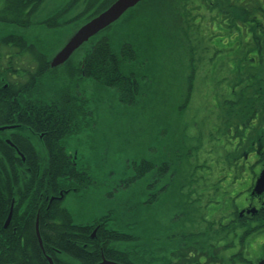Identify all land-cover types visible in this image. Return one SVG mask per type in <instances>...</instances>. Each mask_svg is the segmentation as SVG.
<instances>
[{
	"label": "rangeland",
	"instance_id": "374dc122",
	"mask_svg": "<svg viewBox=\"0 0 264 264\" xmlns=\"http://www.w3.org/2000/svg\"><path fill=\"white\" fill-rule=\"evenodd\" d=\"M5 1L0 0V10ZM261 1L264 7V0ZM157 5L161 9L147 3L136 5L134 8L138 11L132 23L121 30L146 47L133 41V49L137 53L143 51L146 59H139L135 65L144 77L142 96L136 105L124 106L114 90L83 79L79 71L80 63L82 56L91 49L90 42L76 50L71 62L48 72L44 78V83L49 85L46 88H53L56 92L66 89L67 93H72L71 99L77 98V102L85 108V120L76 122L77 133L68 139V151L74 160L92 169L93 179L85 193L80 196L71 194L63 203L77 224L91 223L93 217L105 215L111 210L120 212L126 202L132 204L149 200L150 173L144 180H138L126 189L121 187L135 175L133 164L142 160H148L155 166L162 162L168 164L167 177L162 178L160 184L168 182L170 187L162 193L154 190L159 195L158 199L150 211L146 210V217H150L149 225L155 228L154 224L159 223L154 237L172 232L167 230V225L173 217L178 219L176 232L185 227L187 231H199L203 229L199 223L205 222V209L219 210V216L225 220L224 216L229 215L228 209L234 203L240 207L246 203L249 173L234 176L226 156L220 157L225 153L221 144L223 140H218L222 136L220 131L213 133L212 124L217 118L211 109L209 93L201 97L204 77L197 70L205 62L230 60L233 55L240 56L247 63V59L255 56L250 50L251 44L247 47L242 46L243 41L235 43L237 38H230L232 28L218 30L221 17L208 12L205 3L201 5V10L200 7L192 9L196 10L192 14L194 19L184 15L185 8L175 9V13L171 9L161 12L164 4ZM229 5L228 10L238 16V23L244 21L245 13L250 9L249 0L244 3L232 0ZM85 6L84 0L79 3L73 0H44L35 10L30 27L21 28L0 22V38L8 34L22 35L28 43L43 51L48 61H52L80 27L81 15L89 12ZM252 12L254 14V10ZM121 19L126 20L127 15ZM213 22L215 27L211 28ZM112 32H115L114 29L107 34ZM248 36L250 38L249 32ZM218 40H225L224 45L218 44ZM253 63L248 62V66ZM71 71L75 73L71 74ZM216 72L218 75L208 77L207 84L209 86L215 81V93L223 99L224 95L216 90L223 89L231 75L226 76V70L220 73L219 68ZM189 75L195 79V89L185 105L186 89L189 85L192 89L194 87V79ZM77 94H81L82 98ZM1 135L6 137L10 132ZM239 248L240 242L236 239L234 245L221 252L224 264L261 263L264 232L254 234L245 241L242 250L245 260L233 263L230 255L237 253Z\"/></svg>",
	"mask_w": 264,
	"mask_h": 264
},
{
	"label": "trees",
	"instance_id": "16d2710c",
	"mask_svg": "<svg viewBox=\"0 0 264 264\" xmlns=\"http://www.w3.org/2000/svg\"><path fill=\"white\" fill-rule=\"evenodd\" d=\"M115 1L84 0L89 12L81 15L79 26ZM229 1L231 3L232 0H145L141 3L160 9L157 4H164L161 12L171 9L175 13V9L185 8L184 15L194 19L192 9L200 7L201 10V5L205 3L208 10L224 11L230 8ZM43 2L6 0L0 10V22L30 27L35 10ZM249 2L250 9L244 18L249 22L250 40L259 42L262 37L264 41V35L260 33L264 31L263 3L261 0ZM94 3L97 4L95 7ZM129 11L126 12V20L119 19L89 40L91 49L82 56L79 69L83 79L114 90L120 103L127 107L137 104L142 96L144 81L141 69L135 65L139 59L145 58L143 51L137 53L133 49V41L146 48L134 36L121 32L132 23L138 9L131 8ZM222 17L230 19L232 26L238 24V16L233 13ZM111 29L115 32L107 34ZM0 47L8 54L6 58L3 54L0 57V126L10 127L7 140L0 132V264H51L48 258L54 264H99L104 259L120 264H152L148 256L154 253L147 248L145 241L150 223L146 210L152 209L150 207L158 197L132 204L126 202L120 212L111 210L105 215L93 217L91 223H75L72 213L63 203L71 194L80 196L85 193L93 174L92 169L71 157L68 139L77 133L76 122L85 120V108L81 107L77 98L71 99L72 93H67L66 89L56 92L53 88H46L49 86L44 83L46 74L63 65L50 67L46 54L28 45L21 36L10 34L1 37ZM74 73L71 71V74ZM77 95L82 98L81 94ZM133 165L136 173L127 180L123 189L144 180L151 171H160L159 166L148 160ZM10 213L12 217L6 227ZM151 220L154 224L155 221ZM257 222L261 226L264 220ZM118 224L126 225V229L108 230V227ZM98 225L100 227L93 238V230ZM129 225L132 228H128ZM154 227L159 229V223L156 222ZM254 231L250 227L245 236ZM223 233V229L218 230L216 241L228 239ZM197 239L189 238L186 252L200 254L207 249L204 245L208 238L202 239L205 242L201 246L194 243ZM233 244L231 241L223 247L217 246L211 251L209 261L224 264L221 252ZM231 260L235 263L245 259L240 251ZM195 261L198 262L196 258Z\"/></svg>",
	"mask_w": 264,
	"mask_h": 264
},
{
	"label": "flooded vegetation",
	"instance_id": "af4514ba",
	"mask_svg": "<svg viewBox=\"0 0 264 264\" xmlns=\"http://www.w3.org/2000/svg\"><path fill=\"white\" fill-rule=\"evenodd\" d=\"M244 1L245 0H241L242 3H244ZM206 10L210 13L214 12V16L217 14L221 17L220 22L218 23V30L222 31L223 27L226 29L232 28V30H230V34H232L230 38L236 37L237 39L234 40L236 41L235 43L243 41L242 46L248 47V45L251 44L250 50L254 51L255 54L253 58L247 59V63L242 60L240 56L233 55L230 60L227 59V57V60L221 59L214 63V60L209 63L205 62L200 65L198 68L199 70H197L198 73L204 77V89L201 90V97L209 93L210 105L212 104L211 109L217 118L212 124L213 133H218L220 131L222 136L221 138L219 137L218 140H223L221 144L225 148V153L220 154V157L226 156L228 167L234 171V176L240 177L239 173H249L250 180L246 191L248 195L246 203H244L243 206L240 207L234 203L233 207L228 209L229 215L224 216L225 220L219 216V210L215 212L211 207L210 210L205 209V222L204 224L199 223L200 226L203 227V229L199 231H187L185 227V229H180V231L176 232L175 230L177 228L176 224H178V219L173 217L172 222L167 225V230L172 232L163 236L154 237V231L158 229L152 228L151 225H148L149 228L147 230L145 241L147 248L154 253L153 255L148 256L150 261H152V264H216L209 261V258L211 251L217 246L223 247L231 241L235 244V240L238 239L240 242V248L237 253L240 251L243 253L242 250H244L245 241L247 242V240L254 234L264 232V222L261 223V226L257 222L258 220H264V191L258 193L256 190L259 179L264 175V41L262 40V37L259 42L250 40L248 36L250 26L248 25L249 22L247 19L232 26L231 22H229L230 19H224L222 17L231 14L232 11H218L217 9L208 10L207 5ZM194 11L196 10H193L192 13ZM184 12H186V10H184ZM214 27L215 22L211 24V28ZM260 33L262 36L264 35V31H260ZM17 36L23 37L22 35ZM217 43L223 46L225 40H218ZM27 44L35 46L28 42ZM35 47L38 49L37 46ZM0 49H2L0 57H3V54V58H6V56H8L7 52L3 47H0ZM253 61V65L249 64L248 66V62L251 63ZM49 64L50 67H52L51 61H49ZM229 64L234 67L231 68ZM218 68L220 73H223L226 70V76L231 75L230 81L226 86H221L220 88H224L216 90V92H220L224 95L223 99L215 93V81L209 86L207 84L208 77L212 78L218 75L216 72ZM198 73H196V75ZM190 76L193 78L192 75H189V77ZM192 85L194 86L193 89L190 88V85L186 89L185 105L193 96L195 79ZM208 87H210V92ZM0 128H5V130H0L1 134L3 132H8V129H10L8 126H0ZM2 138L7 140L5 136H2ZM157 166H159L160 171H155V173L153 171L150 172V181L148 185L150 199H152L153 196H159L158 194H155V191L158 190L159 193H162V191H168L170 187L168 182L160 184L161 179L167 177L166 173L168 172V164L162 162V164ZM171 177L173 176L171 175ZM124 186L125 183H123L121 187ZM116 226H110L108 227V230L112 229V231H114L120 228L126 229V225L123 226V224H118V226ZM257 226L260 227L257 229ZM99 227L100 226L98 225L94 229V231L96 230L95 233H97ZM250 227L256 231L245 236V232ZM128 228H132V226L129 225ZM222 229L224 230L223 234L228 236V238H231L229 242L225 241L223 238H219L220 241H216L218 230L221 231ZM94 231L92 234L93 238L96 236ZM191 237L199 238L194 242L198 246L204 245L205 241L202 239L205 240L208 238L207 243L204 245L207 249L200 254L192 251L186 252L185 246H187L188 240ZM204 246L203 248H205ZM235 254L230 255V259ZM196 256H198V258ZM195 258L198 262L195 261ZM186 260H188V262H186ZM261 262H264V256L261 258ZM254 264H260V262Z\"/></svg>",
	"mask_w": 264,
	"mask_h": 264
},
{
	"label": "water",
	"instance_id": "95a60500",
	"mask_svg": "<svg viewBox=\"0 0 264 264\" xmlns=\"http://www.w3.org/2000/svg\"><path fill=\"white\" fill-rule=\"evenodd\" d=\"M143 1L145 0H116L108 8L84 23L75 31V33L69 38L67 43L62 47V49L54 56L53 60L51 61V66L58 67L64 64L83 44L88 42L102 30L117 22L127 11H129L131 8H134L136 5ZM0 130H5V128H0ZM256 190L258 193H262L264 191V175H262L259 179ZM11 217L12 214L10 213L6 222V227L8 226ZM95 232L96 230L94 231V233ZM37 233L39 236V241L41 243L38 228ZM48 260L51 264H54L51 258H48ZM99 264L120 263L104 259ZM260 264H264V262H261Z\"/></svg>",
	"mask_w": 264,
	"mask_h": 264
}]
</instances>
